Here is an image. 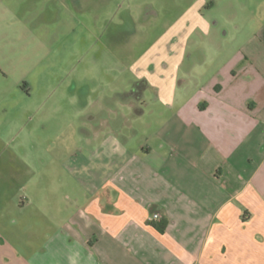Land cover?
Here are the masks:
<instances>
[{
  "label": "crops",
  "instance_id": "crops-1",
  "mask_svg": "<svg viewBox=\"0 0 264 264\" xmlns=\"http://www.w3.org/2000/svg\"><path fill=\"white\" fill-rule=\"evenodd\" d=\"M211 3L148 47L117 107H81L101 179L62 201L50 189L54 229L31 257L9 243L0 200V264H264V11L234 42L202 15Z\"/></svg>",
  "mask_w": 264,
  "mask_h": 264
},
{
  "label": "rangeland",
  "instance_id": "rangeland-1",
  "mask_svg": "<svg viewBox=\"0 0 264 264\" xmlns=\"http://www.w3.org/2000/svg\"><path fill=\"white\" fill-rule=\"evenodd\" d=\"M194 1L0 0V200L8 241L25 257L53 232L50 189L62 201L64 188L101 179L100 161H84L79 132L91 122L81 107H117L135 62ZM205 1L214 4L202 15L234 42L254 34L264 11V0Z\"/></svg>",
  "mask_w": 264,
  "mask_h": 264
},
{
  "label": "built area",
  "instance_id": "built-area-1",
  "mask_svg": "<svg viewBox=\"0 0 264 264\" xmlns=\"http://www.w3.org/2000/svg\"><path fill=\"white\" fill-rule=\"evenodd\" d=\"M160 219V215L159 214H155L154 216H153V220H159Z\"/></svg>",
  "mask_w": 264,
  "mask_h": 264
}]
</instances>
